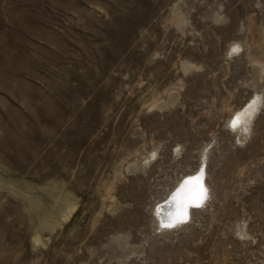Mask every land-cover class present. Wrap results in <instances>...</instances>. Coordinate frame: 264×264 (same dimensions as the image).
<instances>
[{
	"label": "rangeland",
	"instance_id": "rangeland-1",
	"mask_svg": "<svg viewBox=\"0 0 264 264\" xmlns=\"http://www.w3.org/2000/svg\"><path fill=\"white\" fill-rule=\"evenodd\" d=\"M0 264H264V0H0Z\"/></svg>",
	"mask_w": 264,
	"mask_h": 264
},
{
	"label": "bare ground",
	"instance_id": "bare-ground-1",
	"mask_svg": "<svg viewBox=\"0 0 264 264\" xmlns=\"http://www.w3.org/2000/svg\"><path fill=\"white\" fill-rule=\"evenodd\" d=\"M257 93V97L248 105L246 111L257 105V98L261 93L260 85L257 87ZM243 118V112L236 114L234 120L233 118L230 119L228 126L233 127L234 130L238 129ZM212 148L205 149L201 154L197 169L180 179L166 197L154 206V214L159 230L170 231L187 225L191 220L192 212L201 210L204 206L209 197V188L206 181V159Z\"/></svg>",
	"mask_w": 264,
	"mask_h": 264
}]
</instances>
